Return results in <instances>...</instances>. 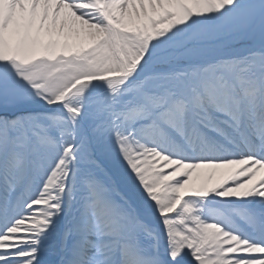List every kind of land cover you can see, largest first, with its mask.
Segmentation results:
<instances>
[{
  "label": "snow or ice",
  "instance_id": "snow-or-ice-1",
  "mask_svg": "<svg viewBox=\"0 0 264 264\" xmlns=\"http://www.w3.org/2000/svg\"><path fill=\"white\" fill-rule=\"evenodd\" d=\"M0 264H264V0H0Z\"/></svg>",
  "mask_w": 264,
  "mask_h": 264
}]
</instances>
